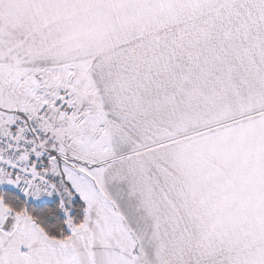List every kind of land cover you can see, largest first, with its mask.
Masks as SVG:
<instances>
[{
	"label": "snow or ice",
	"instance_id": "obj_1",
	"mask_svg": "<svg viewBox=\"0 0 264 264\" xmlns=\"http://www.w3.org/2000/svg\"><path fill=\"white\" fill-rule=\"evenodd\" d=\"M0 264H264V0H0Z\"/></svg>",
	"mask_w": 264,
	"mask_h": 264
}]
</instances>
